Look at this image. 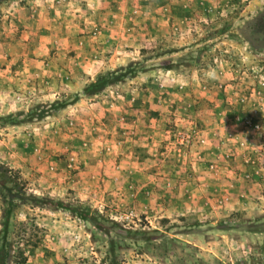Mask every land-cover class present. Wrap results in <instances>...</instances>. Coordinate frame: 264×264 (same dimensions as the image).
<instances>
[{
	"label": "rangeland",
	"instance_id": "374dc122",
	"mask_svg": "<svg viewBox=\"0 0 264 264\" xmlns=\"http://www.w3.org/2000/svg\"><path fill=\"white\" fill-rule=\"evenodd\" d=\"M25 1L0 2L7 264H264V0H31L30 34Z\"/></svg>",
	"mask_w": 264,
	"mask_h": 264
},
{
	"label": "trees",
	"instance_id": "16d2710c",
	"mask_svg": "<svg viewBox=\"0 0 264 264\" xmlns=\"http://www.w3.org/2000/svg\"><path fill=\"white\" fill-rule=\"evenodd\" d=\"M3 0H0V2ZM111 73V72H110ZM109 72L104 73V75H109ZM97 78L93 81H91L90 83L87 84V87L84 88V91H91L88 88L94 87V90L98 89V86H96V82H97ZM105 81H110V80H105ZM104 83V82H103ZM92 90V91H94ZM91 91V92H92ZM90 93V92H87ZM4 191V193H3ZM5 193H13L17 195V199H21L23 200L21 194H22V188H21V184L17 182L16 180V176L14 173H12L10 171V169H8L7 167H5L3 164L0 163V194H2L4 196ZM34 200L38 199L39 201L44 202V200H47V198L44 197H39V198H33ZM24 201V200H23ZM59 203V202H57ZM61 206V203H60ZM73 211V210H72ZM3 217V215H2ZM1 224V232L4 236L5 232H6V228H5V224H6V220L2 219ZM10 249L6 248L5 243L0 244V264H7L9 259H10Z\"/></svg>",
	"mask_w": 264,
	"mask_h": 264
},
{
	"label": "crops",
	"instance_id": "0c3cea01",
	"mask_svg": "<svg viewBox=\"0 0 264 264\" xmlns=\"http://www.w3.org/2000/svg\"><path fill=\"white\" fill-rule=\"evenodd\" d=\"M30 2H31V0H28V1H25L24 3L22 2L21 5L18 4L19 9L20 10L22 9V11L16 10L18 12V17H17V22L15 23L16 28L20 32L21 31L22 32H27L29 34L31 33L32 30L36 29V24H37L36 19L33 17V16L36 17V15H37L36 13H34L35 15L32 14V13L29 14V18H28L27 15H25V12L30 7V4H29ZM0 6H1V4H0ZM38 15H40V14H38ZM46 15H47V11L43 12V17L44 16L46 17ZM0 17H1V19H3L6 16L1 14ZM30 17H32V18H30ZM4 24L5 23L2 24V22H0V26H1L0 29H3Z\"/></svg>",
	"mask_w": 264,
	"mask_h": 264
},
{
	"label": "clouds",
	"instance_id": "9594fccd",
	"mask_svg": "<svg viewBox=\"0 0 264 264\" xmlns=\"http://www.w3.org/2000/svg\"><path fill=\"white\" fill-rule=\"evenodd\" d=\"M209 78H216V72L214 69H210L206 74Z\"/></svg>",
	"mask_w": 264,
	"mask_h": 264
}]
</instances>
